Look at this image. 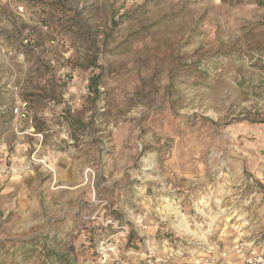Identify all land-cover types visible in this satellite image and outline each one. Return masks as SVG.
<instances>
[{"label": "rangeland", "instance_id": "1", "mask_svg": "<svg viewBox=\"0 0 264 264\" xmlns=\"http://www.w3.org/2000/svg\"><path fill=\"white\" fill-rule=\"evenodd\" d=\"M258 237L264 0H0V264Z\"/></svg>", "mask_w": 264, "mask_h": 264}, {"label": "built area", "instance_id": "2", "mask_svg": "<svg viewBox=\"0 0 264 264\" xmlns=\"http://www.w3.org/2000/svg\"><path fill=\"white\" fill-rule=\"evenodd\" d=\"M256 242L253 240H246L244 238H238L233 242L231 251L239 258V262L233 264H264V250H260V246L264 247V237H258ZM220 248V244H217ZM211 250L203 256H195L190 264H217L214 257L210 254ZM228 256V252L223 250L221 257L225 258ZM140 264H160V260L153 257H148L143 260Z\"/></svg>", "mask_w": 264, "mask_h": 264}, {"label": "crops", "instance_id": "3", "mask_svg": "<svg viewBox=\"0 0 264 264\" xmlns=\"http://www.w3.org/2000/svg\"><path fill=\"white\" fill-rule=\"evenodd\" d=\"M236 239H234L233 242ZM224 249H225V246H224ZM214 251H215V253H214V256L213 257H214V259H215V261H216L217 264H233V263H231V260H233V259H237L236 261L239 260V258L237 256H235V254H233V253L229 256V259H228V257L227 258H221L220 257V251L219 250H214Z\"/></svg>", "mask_w": 264, "mask_h": 264}, {"label": "trees", "instance_id": "4", "mask_svg": "<svg viewBox=\"0 0 264 264\" xmlns=\"http://www.w3.org/2000/svg\"><path fill=\"white\" fill-rule=\"evenodd\" d=\"M48 257L49 258H55V259H62V257L59 255V254H57L55 251H49V254H48Z\"/></svg>", "mask_w": 264, "mask_h": 264}]
</instances>
